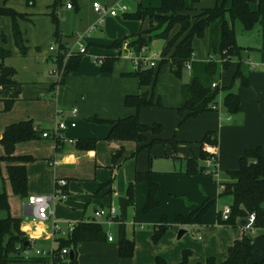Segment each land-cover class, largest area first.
<instances>
[{"label": "crops", "instance_id": "crops-1", "mask_svg": "<svg viewBox=\"0 0 264 264\" xmlns=\"http://www.w3.org/2000/svg\"><path fill=\"white\" fill-rule=\"evenodd\" d=\"M81 1L79 0V6ZM91 1L92 6L100 2L104 7L112 8L114 4L112 0ZM128 1L130 9L126 14L108 16L104 23L98 24L94 7L81 12V7L68 9L66 5L70 3L69 0H63V5L58 11L62 31L60 43L70 48L76 36L88 30L80 36L88 49V54L82 56L80 69L70 73L60 85L57 79H51L53 76L50 72L49 81H45L43 77L40 79L38 73L35 80L30 82L19 81L17 72L15 80L22 84L20 99L9 112H3L4 103L0 102V137L8 126L28 120H32L42 131H53L56 127L57 112L69 111L76 107L79 110L77 126L66 130L64 136L67 139H76L77 142L98 140L94 149L83 150L76 146L77 143L73 145L41 136L40 139L20 143L15 148L16 157L33 159L26 163L29 196H52L57 191L66 194V199L53 205L54 217L61 224L62 232L55 234L51 222L33 220L31 207L27 203L28 198L21 199L13 192L9 181L8 163L1 164L3 179L0 182V194L7 193L11 210L10 213L0 210V219H6L9 215L18 218L25 235L33 242L42 243L45 248L43 250L47 251L56 250V240L67 238L69 225L96 222L101 224L106 232L113 231V241H109L107 235L105 242L80 243L77 247L78 264H154L157 258L164 259L167 264H179L184 252H190L189 264L205 263L209 258L223 263L228 259L229 249L237 241L251 234L256 249L249 264H261L264 262V228H255L250 234L241 224L243 220L234 225L223 221L222 212L232 207L233 197L222 195V192L224 184L231 180L229 172L240 168V161L247 150L260 147L264 155V0H254L250 3V10L260 14V22L250 30L243 26V42L239 41L236 35L237 45L241 48L240 56L232 58L229 69L221 70L215 77L217 88H221L217 109L191 119L182 126L180 124L183 117L177 110L182 103L183 81H189L191 72L187 71L184 79L180 80L171 73L170 64L160 67L161 52L166 48V41H154L150 47L134 44L138 41V34L157 25L152 26L147 20L125 19V15L136 13L139 6L161 7L162 0ZM184 1L190 9L187 14L191 18L222 3H225L227 9L232 6V0ZM46 2L47 5H43ZM55 2L56 0H36L35 6L29 7L24 0H0V6L27 16L26 20H19L29 48L26 57L21 56L15 46L11 19L0 17L1 26H8L7 29L0 27V49L11 52V57L5 60V65L9 66L6 61L13 60L15 54L23 59L34 58L29 56L33 49L43 63L53 62L54 66L57 65L59 53L57 55L50 51V45L48 48L46 46L49 41H55L58 46L60 44L55 39L56 28L51 19ZM38 5H43V9H38ZM73 10L75 15H68L73 23L70 33L66 30L69 28L62 25V22L65 13ZM67 21L64 19V22ZM236 22L233 23L234 30ZM95 23L98 28L92 33L89 32L91 25ZM178 32L179 27H176L171 31V37L174 38ZM2 36H5L6 41H3ZM41 38L45 40L40 41ZM124 38L127 39L120 46L112 47L115 41ZM203 39L207 45L206 53L197 50V40L201 39L196 38L193 43L194 60L198 62H208L211 58L209 31ZM126 42L129 44L127 48L124 47ZM42 43L45 47L43 51ZM12 47H15L16 51ZM138 56L156 62L153 69L159 70V74L155 86L142 87L138 78L133 75L137 71L133 59ZM111 58L115 60L112 72L103 73V65L98 64L96 60L103 59L105 63ZM215 60L221 65V59L216 57ZM57 67L58 65L56 69ZM239 68L248 83L247 87L242 85L241 79L235 80ZM54 84L56 87L53 88ZM140 93H148L155 102L159 101L163 108L143 107L138 111L125 105L126 96ZM229 93L240 97V111L237 114L229 113L225 107L224 100ZM137 114L143 124H158L164 128L159 136L147 134L149 142L155 138L176 139V153L169 144H156L151 151L142 150L138 155H134L137 150L135 143L106 140L111 126L103 121H116ZM209 132L217 133L219 138L213 172L210 174L205 170L198 175H186L187 159L199 157L200 143ZM118 151H123V156L114 164L113 156ZM0 153L4 155L3 147ZM205 162H202V167H206ZM149 169L155 173V179L160 185L156 196L159 206L146 213L144 207L149 186L145 183L137 184L134 197L140 199V205L138 211L134 210L130 221L128 187L134 183L138 172H147ZM57 180H66L68 185L57 187ZM122 197L128 200L127 220H124L127 235L135 242L133 257L129 259L120 257V224L108 225L104 219L95 217L96 211L108 208ZM209 199H213L215 203L201 224L176 222L178 215L189 216ZM118 210L121 215L120 207ZM163 218L168 221V229L161 239L154 241L153 236ZM13 264L51 263L24 261Z\"/></svg>", "mask_w": 264, "mask_h": 264}, {"label": "trees", "instance_id": "trees-1", "mask_svg": "<svg viewBox=\"0 0 264 264\" xmlns=\"http://www.w3.org/2000/svg\"><path fill=\"white\" fill-rule=\"evenodd\" d=\"M29 7L35 6L36 0H24ZM254 0H232L230 9L225 3L217 5L213 9L203 10L199 15L191 18L187 13L190 9L184 0H162L159 8H144L139 6L136 13L125 15V19L134 21H149L152 26L164 28L161 38L167 39L169 33L176 27L179 32L174 36L162 52L160 67L170 64L171 73L180 80L187 74L186 66L191 64V77L189 81L182 84V103L178 108V113L183 117L180 124L191 119H195L207 112L214 111L213 107L218 105V97L221 88H213L215 77L221 70L229 69L232 58L240 56L241 48L237 45L236 33L233 23L240 21L246 30L254 28L260 22V14L250 10V3ZM72 7L79 9V0H69ZM63 0H56L52 6L51 19L55 25V39L60 43L61 21L58 15L59 8L62 7ZM25 14L0 6V17H8L12 21V33L15 46L21 56L26 57L29 48L26 44L23 32L19 25V20L24 19ZM209 31V54L208 62H198L194 60L195 49L193 46L196 38L203 39ZM6 41L5 36H2ZM127 38L117 40L112 47L120 46ZM141 40V39H140ZM140 40L134 44H140ZM143 41V40H141ZM60 53L58 55L59 67L64 60V55L68 49L65 44H59ZM171 55L169 59L168 55ZM11 57V52L0 49V102L4 103L3 112H9L15 103L20 99L22 84L15 80L17 71L13 67L5 65V60ZM221 59V65L213 58ZM82 56H74L66 66V77L80 69ZM114 59H107L102 66L103 73H111ZM159 70L153 68L142 69L133 73L138 78L142 87L155 86L157 84ZM241 79L244 87L248 86L243 77V72L239 70L235 74V80ZM60 85V84H59ZM53 88L56 84L52 85ZM225 107L229 113L237 114L240 111V97L237 94L229 93L224 100ZM127 107L135 108L138 111L143 107L163 108L161 103L155 102L148 93L138 95H128L125 98ZM111 126L107 141L132 142L137 145L134 155L142 150L151 151L156 144H169L176 153L178 141L162 140L155 138L149 142L147 134L159 136L164 128L161 125H145L141 122L139 115L120 118L116 121H103ZM36 125L32 120L23 121L8 126L2 137H0V149L3 147L4 155L0 153V182L3 179L1 164L8 163L9 181L13 192L21 199L28 198V175L26 163L33 161L30 157H16L15 148L18 144L40 139L41 131L36 132ZM98 140L87 141L78 140L77 147L83 150L94 149ZM201 151L199 157L187 159L186 175H198L201 171L202 162L215 158L217 159V147L219 145L218 134L209 132L200 143ZM123 156V151H118L113 156L114 164ZM231 180L224 184L222 195L233 197L230 224H237L239 220H247L251 214H256L255 228H264V155L260 147L247 150L245 156L240 161V168L237 171L229 172ZM145 183L149 186V193L144 211L146 213L157 208L159 202L156 196L160 191V185L155 179V173L149 169L147 172H138L134 183L129 185L127 196L129 202H134L135 186ZM215 201L209 199L196 211L185 217L178 215L176 222L181 224H201L204 216L213 206ZM0 210L10 213L11 205L6 192L0 194ZM121 223L118 229L119 253L122 259L133 257L135 242L127 235L125 221L120 217ZM168 221L163 218L162 224L157 226L153 236L154 241H158L168 229ZM107 240V232L101 224L96 222H82L74 227V231L67 236L56 240L57 248L53 251L51 258L25 259L24 251L32 245L25 233L21 230V221L9 215L6 219H0V264L20 263L24 261L50 262L53 264H78L77 247L80 243H100ZM28 244V246H26ZM74 252L75 258L70 259V255L62 256L63 250ZM256 249L254 238L251 235L245 236L237 241L230 249L228 259L223 263H218L214 258H209L205 263L199 264H249ZM190 252H184L183 259L179 264H189ZM264 262H261V264ZM154 264H167L162 258H157ZM259 264V263H258Z\"/></svg>", "mask_w": 264, "mask_h": 264}, {"label": "built area", "instance_id": "built-area-1", "mask_svg": "<svg viewBox=\"0 0 264 264\" xmlns=\"http://www.w3.org/2000/svg\"><path fill=\"white\" fill-rule=\"evenodd\" d=\"M256 1H263V0H256ZM68 9L72 8V5L68 3L66 5ZM94 10L97 13L99 19L98 24L104 23L105 19L108 16L116 17L119 14H126L128 12V8L126 6L117 5L116 7L107 8L102 6L100 3H94L93 4ZM96 24L93 25L89 32H94L96 29ZM128 43L126 42L124 44V47H128ZM50 51L57 53H60V48L57 43H53L52 46H50ZM88 54V49L86 45L82 42V38H80L76 46L73 50H70L69 47L64 55V59L66 60V63H64L62 68H57L52 71H50V74L52 76H55L57 79L58 85L63 83V81L66 78V66L68 65L70 59L74 56H84ZM58 58V57H57ZM215 60V58H213ZM58 61V59H57ZM98 64L103 65L104 60L103 59H97L96 60ZM134 68L139 71L142 69L147 68H155L156 62L149 60L146 57L138 56L133 59ZM61 69V70H60ZM192 66L191 64H188L186 66V70L188 72H191ZM217 83H213L212 87L217 88ZM214 110L217 109V106L213 107ZM79 110L78 108L74 107L70 109L69 111H58L56 114V127L53 131H42L38 126L34 127V130L36 132L41 131V136L43 138H50L55 141H65L69 142L73 145L77 143L76 139H67L64 136V132L68 130L69 128H75L77 126V118H78ZM216 162L215 158H210L206 160L205 162V168L207 173H212L214 167V164ZM68 185V182L66 180H57L56 186L57 187H66ZM66 194L62 192H55L52 196H41V195H32L29 196L27 199L28 205L31 207L32 213H33V220L34 221H41V222H51L52 229L54 233H61L62 232V226L61 224L55 219L54 217V209L53 205L55 202L66 199ZM231 214V208H226L222 212V219L223 221H228ZM96 219H104L108 225L113 224H120V213L116 206L113 204L110 205L108 208H102L95 213ZM255 222H256V214H251L249 218L247 219V224L245 225V229L249 232H254L255 230ZM74 225H69V233L71 234L74 231ZM107 235L109 238V241L114 240V235L111 231H107ZM69 250L64 249L62 252L63 258L64 256L69 255ZM53 256V251H47V250H34L27 249L24 251V257L27 259H37V258H51ZM51 264L52 260H51Z\"/></svg>", "mask_w": 264, "mask_h": 264}, {"label": "rangeland", "instance_id": "rangeland-1", "mask_svg": "<svg viewBox=\"0 0 264 264\" xmlns=\"http://www.w3.org/2000/svg\"><path fill=\"white\" fill-rule=\"evenodd\" d=\"M112 2L114 3V4H112V7H116L119 4V5H122V6H126L128 8V10L130 9L129 8L130 7V3H129L130 1H128V0H112ZM98 3H100V2H98ZM80 4H81L80 5L81 12L86 11L90 7L93 8L92 1L91 0H82ZM43 5H47V2L45 4H43ZM43 5L42 6L41 5H38L37 8L38 9H43V7H44ZM107 8H111V6H108ZM63 12H64V10H62V14L64 15ZM68 15H75V10H73L72 12H66L65 13V17H63V18L64 19H67L68 21L67 22H64V19H63V22H62V25L67 26L69 28V29L66 28V30L71 33V30L70 29L72 28L73 23H72L71 20H69L70 18L68 17ZM122 15L123 14H121L120 16H122ZM26 19H27V16L25 15L24 16V20H26ZM98 19H99V17L97 18V20ZM123 19H124V17H123ZM105 21H106V19H105ZM95 24H92L91 26H93ZM0 27L2 29H7L8 26L6 28L3 27V26H1V21H0ZM97 28H98V25L96 26V29ZM235 28H236L235 29L236 30V35H237L239 41L243 42V32H244V29H243V25L240 23V21H237L236 22V27ZM30 29H34V28H30ZM96 29H95V31H96ZM163 30H164V28H161L159 26H156L155 28H149L146 31H143L142 33L138 34V37L136 38V40H140V39L143 40V41L140 40V43L143 42V44L141 46L146 45V46H149L150 47L151 46V43L154 42V41H162V42L166 41L167 42V45H168L172 40H174V38L171 37V32L169 33L167 39L161 38L160 35H161V32H163ZM87 31L79 34V36H76V40L74 41V43L72 45H70V48H69L70 50H73L75 48L76 42H77L78 38H80V36H83ZM42 40H45V39L41 38L40 41H42ZM53 43H56V42L55 41L54 42H50L49 41L48 43H46L47 48H48L49 45L52 46ZM43 45H44V43L41 44L42 51L45 48V47H43ZM12 49L14 51H16V48L15 47H12ZM147 50H148V48H147ZM197 50L200 53L201 52L202 53H206L207 45H206V41L204 39L197 40ZM29 56H33L34 58H31V59H23L19 55L15 54L13 60H10L9 61V59H8L6 61L9 66H13L17 70V72H18L17 79L19 81H23V82L34 81L35 80V75H37L38 73H39L40 79H41V77H43V79H45V81H49L50 80V77H49V74L48 73L50 71L56 69V66L57 65H58V67L60 65V62H58V61H57V65L56 66H54V63L53 62L52 63L51 62L43 63L42 59L37 58V53H36L35 49H33V53L32 54H29ZM169 57H170V54L167 56V58L169 59ZM160 59L162 60V52H161ZM218 61H220V60H218ZM64 63H66V60L65 59L63 60V63L61 65V68L63 67ZM51 79L52 80H54V79L56 80V77L53 76V78H51ZM36 80H38V77L36 78ZM212 169H213V167H212ZM118 203H119V199H117L115 202H113V205L119 208V204ZM139 205H140V199L137 200V198H135V200L131 204V208H130V218H129L130 221L132 220L134 210L137 209L136 211H138ZM251 236H252V234H251ZM42 246H43L42 243H40L38 241H37V243H36V241H34V242L32 241V245L29 247V249H32L33 248L35 251L36 250H43V249H45ZM24 258L27 259L26 257H24Z\"/></svg>", "mask_w": 264, "mask_h": 264}, {"label": "water", "instance_id": "water-1", "mask_svg": "<svg viewBox=\"0 0 264 264\" xmlns=\"http://www.w3.org/2000/svg\"><path fill=\"white\" fill-rule=\"evenodd\" d=\"M205 170H206L205 167L201 168V171H205ZM119 207H120V211H121V216L126 221L127 220V214H128V200L126 198H123V197L119 198ZM241 224L243 226H245L247 224V220H243L241 222ZM26 246H28V244H26ZM69 255H70L71 260H73L75 258V254L73 251H71Z\"/></svg>", "mask_w": 264, "mask_h": 264}]
</instances>
